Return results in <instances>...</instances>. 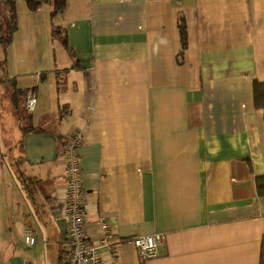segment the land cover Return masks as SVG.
I'll return each mask as SVG.
<instances>
[{
  "label": "crops",
  "instance_id": "1",
  "mask_svg": "<svg viewBox=\"0 0 264 264\" xmlns=\"http://www.w3.org/2000/svg\"><path fill=\"white\" fill-rule=\"evenodd\" d=\"M24 4L21 88L38 102L20 147L40 183L21 219L29 251L6 264L66 260L77 130L86 229L97 239L106 221L116 239L104 264H264V0H67L70 58L47 46L42 62L52 5ZM151 233L165 240L144 259L128 239Z\"/></svg>",
  "mask_w": 264,
  "mask_h": 264
},
{
  "label": "rangeland",
  "instance_id": "2",
  "mask_svg": "<svg viewBox=\"0 0 264 264\" xmlns=\"http://www.w3.org/2000/svg\"><path fill=\"white\" fill-rule=\"evenodd\" d=\"M25 7L24 1L19 0L17 3L19 28L14 36V41L7 47L0 45L3 71L7 72L6 76L16 80L19 88H21V58H28V61L30 58L27 56L28 54H25V49L21 47V43L26 39L24 31L21 32V26L27 24V20L24 18L26 12L23 13V8L26 11ZM49 20L50 41L46 45L45 40L41 43L40 37L37 36L35 45H33L34 52L36 51L39 61L42 62V53L46 52L48 46L50 57L60 61L64 57L67 60L70 58V54L62 44L65 30L63 16L61 14L53 18L50 16ZM47 27L44 24V28L47 29ZM10 92L8 85L0 84V237L4 242L3 245H0V264H6L7 255L15 249H20L21 253L29 251L22 233L21 219L23 218V209L28 205L32 206L29 200L33 201L25 188L26 182H23L27 173L19 144L23 136L22 128L32 124L29 118L31 112L27 109L26 102L22 100L19 110H17L11 101Z\"/></svg>",
  "mask_w": 264,
  "mask_h": 264
},
{
  "label": "built area",
  "instance_id": "3",
  "mask_svg": "<svg viewBox=\"0 0 264 264\" xmlns=\"http://www.w3.org/2000/svg\"><path fill=\"white\" fill-rule=\"evenodd\" d=\"M38 99L35 94H30L26 100L27 109L35 110ZM65 154L67 157V213L69 223L67 238L70 243L68 256L63 264H104L103 250L114 251L115 236L112 228L106 221L101 224V234L93 239L86 229L85 205H84V182L82 176L80 148L83 145V134L77 130L66 136ZM165 234L151 233L135 235L128 239L138 249L144 259L157 255L158 247L164 242ZM27 242L33 244L35 238L27 236Z\"/></svg>",
  "mask_w": 264,
  "mask_h": 264
},
{
  "label": "trees",
  "instance_id": "4",
  "mask_svg": "<svg viewBox=\"0 0 264 264\" xmlns=\"http://www.w3.org/2000/svg\"><path fill=\"white\" fill-rule=\"evenodd\" d=\"M19 0H0V45L7 47L14 41V36L19 28V17L17 10V3ZM28 8L35 12L44 3H50L52 5L51 16L56 17L62 14L67 6V0H24ZM63 44L68 46L66 35L62 38ZM3 61L0 60V84H6L9 86L11 92V101L14 107L19 110L21 100L26 102L28 91L17 86L16 80L10 76H6V71H3ZM254 101L258 108L264 109V81L257 80L254 83ZM31 117V114L29 118ZM35 130L33 124L24 126L22 128L23 133ZM21 140L19 144L21 146ZM22 176L24 174L22 173ZM21 177V174H20ZM260 194L264 195V176L257 178ZM23 182H26L25 188L29 192V196H35L36 190L40 181L35 180L32 177L24 176Z\"/></svg>",
  "mask_w": 264,
  "mask_h": 264
}]
</instances>
